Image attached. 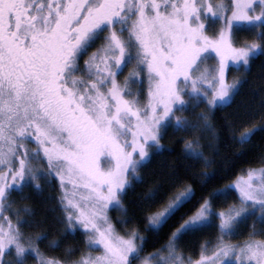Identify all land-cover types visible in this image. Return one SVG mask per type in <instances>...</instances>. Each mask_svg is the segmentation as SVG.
<instances>
[{
	"label": "snow or ice",
	"instance_id": "snow-or-ice-1",
	"mask_svg": "<svg viewBox=\"0 0 264 264\" xmlns=\"http://www.w3.org/2000/svg\"><path fill=\"white\" fill-rule=\"evenodd\" d=\"M241 33L251 39L237 45ZM211 53L215 66L206 64ZM257 53L264 55V0H0V264L30 257L39 264H264V239H255L264 228L243 243L225 239L257 213L264 224V158L259 169L202 194L174 226L195 191L172 181L182 190L158 211L159 188L144 192L145 231L170 229L147 255L145 237L135 227L121 234L108 216L111 208L127 212L122 200L143 183L139 169L163 150L169 127L218 140L209 113L231 106L246 82H228L229 61L248 66ZM201 105L198 123L177 115ZM254 117L261 123L249 127L246 118ZM219 128L239 132L229 137L236 144L250 143L264 133V97L258 112L225 118ZM202 139L184 140L185 159H204ZM200 175L203 189L214 174ZM38 181L59 189L66 229H83L99 255L49 259L37 247L47 237L22 231L33 227L34 213L27 205L13 211L18 201L10 197L39 194ZM232 193L235 202L227 204ZM207 228L218 232L215 243L205 241L198 258L185 259L179 242Z\"/></svg>",
	"mask_w": 264,
	"mask_h": 264
},
{
	"label": "trees",
	"instance_id": "trees-1",
	"mask_svg": "<svg viewBox=\"0 0 264 264\" xmlns=\"http://www.w3.org/2000/svg\"><path fill=\"white\" fill-rule=\"evenodd\" d=\"M231 76L232 79L238 77L240 81L246 82L243 83L239 94L231 102V106H226L222 110L216 111L214 115L209 113V121L218 126V140L213 141L211 135L204 131L192 133L174 132L169 127L161 140L163 150L152 156L151 162L147 167L139 169V175L143 177V183H133V187L129 189L127 196L122 200L127 212L125 213L121 209L116 210L121 220L115 217L113 221L121 234L128 228L135 227L139 234L145 237L144 250L141 255H147L157 250L167 240L170 231L168 227H165L159 234L145 231V213L142 210L143 205L141 200L144 192L151 188H159V194L163 199L152 207V211H158L167 203L168 198L172 194L182 190V188H173L172 181L179 179L180 185L190 186L195 191L192 203L182 208L173 221H170V224L174 226L179 215L191 208L202 194H206L214 188H222L242 176L247 170L259 169L262 166L260 160L264 158V133L257 132L252 137L250 143L241 146L229 138L233 134L239 135V132L235 130L226 131L220 129L219 126L224 124L225 118L228 121L236 119L238 113L243 114L249 110L259 111L261 98L264 97V55L258 53L257 56L250 60L245 71H242L239 75L231 73ZM203 111H205V108L201 105L198 108L180 113L179 115L186 117L194 123H198L196 119L197 114ZM246 119L250 120L249 127L261 123L259 117ZM194 137H203L199 150L203 151L204 159L198 161L185 159L183 155L184 140H191ZM209 144L212 146L209 147ZM205 161H207V167L205 166ZM174 172L179 174L178 177L172 175ZM203 172L213 173L214 176L202 189V177L200 174ZM42 186V192L39 194L33 192L34 197L31 196L32 194L30 195L32 197L31 202L18 199L20 207L25 205L32 207L35 204L44 203V205L39 207L41 211L38 213L40 216H43L45 224H37L34 226L35 228L25 227L24 230L32 234L33 237L45 236V233L49 234L46 238L47 242L41 240L37 242V247L44 256L63 261L69 259L68 253L71 252V259H79L88 250L84 235L80 232L71 233L66 229L65 224L56 213L55 205L58 203L56 191H50L46 185ZM29 191L32 192L31 189ZM23 195L26 196L27 194L24 193ZM234 196L235 193H232L226 203H234ZM122 220H127L128 223H118V221ZM254 223L255 220H248L238 230L241 232L239 233L240 236L234 237L235 244L242 243L245 239L249 238ZM213 231H215L214 228H207L185 236L179 242V250L183 256L187 257L191 253V258H196L201 251V245L205 241L214 242L216 240ZM257 232L259 231L257 230ZM261 237L256 236V238ZM27 264H36V261L30 257L27 260Z\"/></svg>",
	"mask_w": 264,
	"mask_h": 264
},
{
	"label": "rangeland",
	"instance_id": "rangeland-1",
	"mask_svg": "<svg viewBox=\"0 0 264 264\" xmlns=\"http://www.w3.org/2000/svg\"><path fill=\"white\" fill-rule=\"evenodd\" d=\"M225 2L227 3V0H225ZM218 27V26H217ZM249 35L247 34V33H241V34H239V35H237V36H235L234 38H235V40H236V43H237V45H239V43L241 42V40H244V39H249ZM258 55V53L255 55V56H257ZM255 56H253V57H255ZM253 57H251L250 58V60L253 58ZM217 60H218V58H216L215 57V53H211V57L208 59V60H206V64L207 65H210V66H215L216 65V63H217ZM246 68H247V66H244L243 64H242V62L240 63V64H233V62L232 61H229V69H228V71L226 72V79L228 80V82H232V81H234V80H238V81H240L239 80V78L238 77H236V78H234V79H232L231 77V73H235V74H237V75H239L242 71H245L246 70ZM127 69L125 70V72H124V74L120 77V80L122 81L123 80V78H124V75H127ZM147 87H148V81H147V79H145V81H144V85H143V89H144V91H145V93H146V91H147ZM180 113H177V115H179ZM31 146V145H30ZM105 166H106V164H105ZM246 173L247 172H245L242 176H240V177H243V176H246ZM38 183H40V184H42V185H46V184H44L43 183V181H38ZM47 186V188L48 189H50V191H56V195H57V200H58V198H59V195H60V192H59V189L57 188V187H54V186H49V185H46ZM24 193H26L27 195V197H28V199L26 200L27 202H31V199H32V197L31 196H33L34 197V193H33V191L32 192H30L29 191V189H25V191H24ZM23 193V194H24ZM32 194V195H31ZM31 195V196H30ZM16 196H18L17 197V199H16ZM10 199H12V200H16V201H18V199H20V194H18V193H13V195L10 197ZM49 199V198H48ZM41 205H44V203L42 204V202L41 203H38V204H35V205H33L32 207H29V208H31L32 209V211H33V213H34V215L30 218V222L32 223V225H33V227L35 226V225H37V224H45V221L43 220V216H40V214L38 213L39 211H41V210H39V207L41 206ZM20 206H19V203H16V204H13V206H12V208H13V211L15 210V209H17V208H19ZM55 209H56V213H57V215H59L60 216V220H62V213H61V211H60V209H59V206H58V203H57V205H55ZM115 208H111L110 210H109V212H108V216H109V219H110V221L114 224V221H113V218H117V219H119V220H121L120 219V217H119V213L117 212L116 213V210H118V209H115ZM22 214V213H21ZM5 215H9L10 217H11V214L10 213H5ZM114 215V216H113ZM23 216V218H24V215H22ZM22 216H21V218H22ZM122 217V216H121ZM12 219H13V223H15V217H11ZM123 218V217H122ZM249 220H255V223H254V226H252L253 228H255V230L257 231H260L262 228H264V224H262L261 222H260V220H259V213H257V217L255 218V219H249ZM42 221V222H41ZM248 222V221H247ZM65 224V223H64ZM65 227H66V225H65ZM25 228V227H24ZM24 228L22 229V231H24L27 235H31L32 236V234H30L29 232H26L25 230H24ZM35 228V227H34ZM253 230V229H252ZM69 232H80V233H82L83 234V229H77V230H68ZM119 232V231H118ZM214 232V237H216L217 238V236L219 235L218 234V232L215 230V231H213ZM241 232V231H240ZM239 231L238 232H236V234L232 237V236H228V237H225V239L226 240H228V241H230L232 244H235V239H234V237H236V236H240L239 235V233H240ZM207 233H209V232H207ZM48 235L49 234H47V233H45V236L46 237H48ZM259 236V235H258ZM84 237H85V241H86V246H87V252L83 255V257H87V256H89V255H91V256H96V255H99L100 254V250H98L97 248H95V247H89L88 246V244H87V237L84 235ZM255 239H264V236H262L261 238H256L255 237ZM247 239H245L244 241H246ZM41 241H46L47 242V240L46 239H43V240H41ZM215 241L216 240H214V242H213V244L215 243ZM243 241V242H244ZM242 242V243H243ZM200 254V253H199ZM199 254H198V256H199ZM189 256H184V258L185 259H187V258H191V253H189L188 254ZM198 256L196 257V258H198ZM46 257V256H45ZM82 257V256H81ZM80 257V258H81ZM46 258H49V259H51L50 257H46ZM195 257L194 258H192L193 260L194 259H196ZM6 259H8V260H11L12 259V257H6ZM36 261V264H39V262H38V260H35Z\"/></svg>",
	"mask_w": 264,
	"mask_h": 264
}]
</instances>
